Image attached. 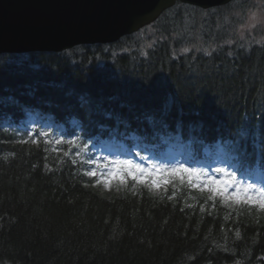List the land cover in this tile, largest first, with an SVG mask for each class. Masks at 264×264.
<instances>
[{"label": "trees", "instance_id": "1", "mask_svg": "<svg viewBox=\"0 0 264 264\" xmlns=\"http://www.w3.org/2000/svg\"><path fill=\"white\" fill-rule=\"evenodd\" d=\"M249 1L206 15L178 3L145 53L134 34L0 55V264H264V210L178 179L109 190L76 156L79 140L182 137L264 166V41L228 43ZM196 36L210 51L177 52ZM34 114L64 126V143L26 140Z\"/></svg>", "mask_w": 264, "mask_h": 264}, {"label": "water", "instance_id": "2", "mask_svg": "<svg viewBox=\"0 0 264 264\" xmlns=\"http://www.w3.org/2000/svg\"><path fill=\"white\" fill-rule=\"evenodd\" d=\"M231 1L0 0V54L111 43L156 21L177 2L209 9Z\"/></svg>", "mask_w": 264, "mask_h": 264}, {"label": "snow or ice", "instance_id": "3", "mask_svg": "<svg viewBox=\"0 0 264 264\" xmlns=\"http://www.w3.org/2000/svg\"><path fill=\"white\" fill-rule=\"evenodd\" d=\"M187 51V49H185ZM36 138L32 139L33 143H39L40 136H48V133H34ZM27 143L28 141H23ZM45 143H53L51 140H45ZM56 144L64 143L63 140H56ZM76 145L75 141L69 142ZM57 149L53 148V151ZM68 153H65L67 155ZM79 155V153H77ZM95 163V161H91ZM101 171L96 169L90 170L85 174L89 177H97V184H103L107 189H111L113 183L119 186L127 185L129 180L132 181L133 187L143 185L149 190L161 188L173 182V179H178L181 184L187 182L189 187L207 191L210 193L209 199L215 200L219 195L223 198L224 203L231 201L234 204H245L257 206L260 210H264V186L258 187L254 183L240 181L235 172H229L225 168H216L217 173L224 174L223 179H217L207 173H203L200 169L188 168L184 165H178L173 168H161L157 165L145 167L143 164L136 163L132 160H115L107 161L100 165ZM230 188L234 191L229 192ZM231 206V205H229ZM239 237V232L236 233Z\"/></svg>", "mask_w": 264, "mask_h": 264}, {"label": "rangeland", "instance_id": "4", "mask_svg": "<svg viewBox=\"0 0 264 264\" xmlns=\"http://www.w3.org/2000/svg\"><path fill=\"white\" fill-rule=\"evenodd\" d=\"M250 6H253L252 8H249L248 10L241 12V18L243 19L240 25H238L237 31H235V35L233 38L228 41V43H234L237 40H244L247 43L249 42H257L260 41L262 38H264V0H253ZM240 16V15H239ZM158 37V34L154 31L153 28L146 29V32L142 35H140V40L144 42L145 46L148 47L152 45L153 42L156 41V38ZM139 38V36H138ZM213 45L206 46L207 48H211ZM199 48H202L201 43L198 41L195 44L187 45L185 47L180 48L177 52H183L185 49H195L199 50ZM124 151V150H122ZM153 151H150L146 153L148 156L145 160L138 159L136 157L131 158H122L119 157L118 154H110L107 151H101L98 155L93 157L91 161H95L93 163V166L90 170L96 169L97 171H101L100 165L107 161H115V160H132L136 163L143 164L145 167H151V165H157L161 168H173L178 165H181L182 163H175L172 159H157L153 156ZM113 153V152H112ZM209 155H211V152H208ZM90 161V162H91ZM209 163V162H207ZM214 165H216V162H213ZM188 168H194V164L188 165V164H182ZM208 165V164H207ZM213 165V164H212ZM203 173H207L211 175L207 170L206 167L203 168ZM212 176V175H211ZM214 176V175H213ZM222 178H225L224 175H221ZM215 177V176H214ZM217 178V177H216ZM221 179V178H217ZM260 187V186H258ZM234 191V188H230L229 192Z\"/></svg>", "mask_w": 264, "mask_h": 264}, {"label": "bare ground", "instance_id": "5", "mask_svg": "<svg viewBox=\"0 0 264 264\" xmlns=\"http://www.w3.org/2000/svg\"><path fill=\"white\" fill-rule=\"evenodd\" d=\"M179 33H180V34H184V33L187 34L185 28L180 29V30H179ZM192 40H193V41H192L191 43H192V44H195L196 42L199 41V37L196 36L195 39H192ZM200 43H201V42H200ZM189 45H191V44H189ZM185 46H187V45H185ZM185 46H183V47H185ZM201 46H202L203 51H204V50H205V51H210V48H207V47H206V46H209V45L201 43Z\"/></svg>", "mask_w": 264, "mask_h": 264}]
</instances>
